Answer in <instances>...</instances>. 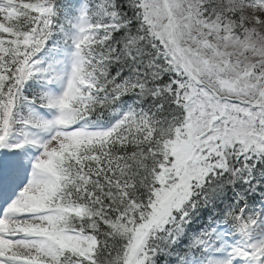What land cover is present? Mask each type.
<instances>
[{
  "label": "snow or ice",
  "instance_id": "6c2138e0",
  "mask_svg": "<svg viewBox=\"0 0 264 264\" xmlns=\"http://www.w3.org/2000/svg\"><path fill=\"white\" fill-rule=\"evenodd\" d=\"M0 264H264V0H0Z\"/></svg>",
  "mask_w": 264,
  "mask_h": 264
}]
</instances>
